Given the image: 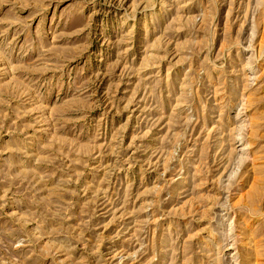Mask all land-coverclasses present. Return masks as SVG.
Instances as JSON below:
<instances>
[{"label":"rangeland","instance_id":"rangeland-1","mask_svg":"<svg viewBox=\"0 0 264 264\" xmlns=\"http://www.w3.org/2000/svg\"><path fill=\"white\" fill-rule=\"evenodd\" d=\"M0 264H264V0H0Z\"/></svg>","mask_w":264,"mask_h":264}]
</instances>
